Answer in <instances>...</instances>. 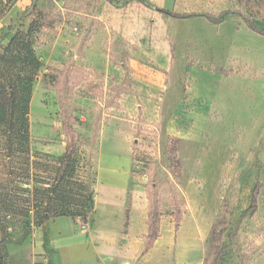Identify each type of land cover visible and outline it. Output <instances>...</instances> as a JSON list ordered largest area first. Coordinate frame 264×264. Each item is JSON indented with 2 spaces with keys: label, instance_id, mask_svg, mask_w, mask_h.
I'll return each instance as SVG.
<instances>
[{
  "label": "rangeland",
  "instance_id": "374dc122",
  "mask_svg": "<svg viewBox=\"0 0 264 264\" xmlns=\"http://www.w3.org/2000/svg\"><path fill=\"white\" fill-rule=\"evenodd\" d=\"M199 1L189 14L229 12L224 24L178 21L142 10L137 0H116L112 6L122 11L107 13L104 0H0V54L32 29L26 40L41 63L31 84L29 151L21 154L0 133V185L9 183L25 209L27 191L52 182L67 145L50 77L74 60L87 74L71 98L77 174L95 192L86 224L69 217L38 227L33 213L13 215L0 232L6 264H49L55 251L48 229L62 219L117 232L127 252L136 251L145 234L150 175L169 181L160 197L161 239L152 259L139 252L137 262L204 264L215 232L225 231L219 264H264V36L232 13L240 10L264 31V0ZM181 4L153 5L180 13ZM170 42L172 63L169 49L167 61L159 57ZM172 136L178 138L177 182ZM258 187L256 214L247 215ZM174 194L182 200L179 231L169 201Z\"/></svg>",
  "mask_w": 264,
  "mask_h": 264
},
{
  "label": "trees",
  "instance_id": "16d2710c",
  "mask_svg": "<svg viewBox=\"0 0 264 264\" xmlns=\"http://www.w3.org/2000/svg\"><path fill=\"white\" fill-rule=\"evenodd\" d=\"M114 3L116 0H105ZM139 4L146 8H154L162 15H167L175 20H189L202 18L207 23L219 26L224 24L225 17L230 14L224 12L216 16L209 14H178L170 10H162L155 7L148 0H137ZM232 4L249 3L256 0H230ZM235 6V5H234ZM240 15L253 29L264 36V31L255 26V22L244 17L240 10L234 9L232 12ZM32 29L28 33L31 34ZM28 35L14 36L4 54H0V133L5 137L7 144L20 146L18 151L28 152L29 141V107L32 93L31 84L33 78L41 68V63L35 56L32 43L26 40ZM171 54L174 59V45L171 43ZM127 58V55H126ZM124 63L122 64V66ZM87 79L85 71L76 66L74 60L67 61L58 74H52L50 81L55 88L60 101V116L62 118V130L66 141V151L59 166L54 172L53 180L47 183L46 188H33L29 207L25 209L18 206L15 195L8 191V184L0 185V232L5 228L13 215H19L23 218L29 217L33 213L35 224L40 227L54 218H74L87 223V215L93 208L94 188L86 182H82L78 173V159H76L78 135L75 130L77 118L72 113V94ZM101 133L100 123L95 122L93 126L92 142L96 143ZM171 153L174 164L173 171L175 174L174 182L179 180L181 168L179 165V156H177L178 138L171 137ZM173 182V183H174ZM172 183V184H173ZM169 185L168 180H159L153 175L149 176L147 201L148 220L147 233L144 241L142 254L149 253L155 242L160 237V224L162 220V204L160 201L162 190ZM6 187V188H5ZM258 187L252 195L253 201L246 211V214L255 215L258 208L257 196L259 195ZM174 204L173 218L174 229L179 231V226L183 221L184 215L181 212L182 200L177 194L169 199ZM246 216V215H245ZM237 229L231 233L230 238L234 237ZM225 231H216L214 234V249L212 255L204 264H219L224 253V234ZM8 259V250H6L5 239L0 236V264H6Z\"/></svg>",
  "mask_w": 264,
  "mask_h": 264
},
{
  "label": "crops",
  "instance_id": "0c3cea01",
  "mask_svg": "<svg viewBox=\"0 0 264 264\" xmlns=\"http://www.w3.org/2000/svg\"><path fill=\"white\" fill-rule=\"evenodd\" d=\"M154 5L165 6L169 3V0H148ZM202 1V0H201ZM210 1V0H209ZM208 1V2H209ZM182 6H185V10L180 12L182 14H189L191 6L200 5L202 2L199 0H182ZM205 2L204 4H207ZM104 9L102 13L107 12H121L117 8H114L111 3L104 0ZM142 10H150L141 5ZM161 9V8H159ZM163 10V9H162ZM167 10V9H165ZM174 11V10H170ZM175 12V11H174ZM178 13V12H176ZM178 13V14H180ZM162 15V14H161ZM173 19V18H172ZM133 46V45H132ZM169 49L171 54V42L165 50H160L161 61H167ZM173 57L171 54L172 63ZM149 207V203H148ZM148 213V211H147ZM147 216V215H146ZM148 220V216H147ZM144 229L145 234L141 239V244L136 251L127 252V248L121 244V235L117 232L109 231L104 228L96 229L95 226H82L80 222H71L66 219L55 222L48 229L47 238L50 239L51 246L55 253L49 256V264H141L137 262V254L140 252L144 257H152L156 253V247H158L159 239H161V233L158 240L155 242L154 248L147 254H142L144 248V241L147 229ZM85 224V223H84ZM130 242V241H129ZM39 248V247H38ZM37 248V249H38ZM142 248V249H141ZM155 251V252H154Z\"/></svg>",
  "mask_w": 264,
  "mask_h": 264
}]
</instances>
